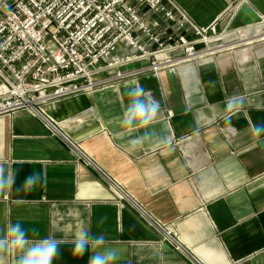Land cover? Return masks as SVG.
<instances>
[{"label":"crops","instance_id":"crops-1","mask_svg":"<svg viewBox=\"0 0 264 264\" xmlns=\"http://www.w3.org/2000/svg\"><path fill=\"white\" fill-rule=\"evenodd\" d=\"M176 2L198 27L217 24L225 47L193 69L139 79L161 103L148 131L153 141L167 137L166 146L145 141L129 151L145 130L116 135L134 82L48 105L43 116L57 135L81 143L184 251L129 203L118 204L105 177L24 113L0 120V168L17 173L12 189L0 192V234L20 220L29 238L62 241L53 264H88L91 251L73 252L81 225L104 234L102 250L114 264H264V135L252 132L264 123V0ZM233 97L242 100L238 109L228 107ZM33 172L43 183L21 190ZM3 264L16 257L5 255Z\"/></svg>","mask_w":264,"mask_h":264},{"label":"built area","instance_id":"built-area-1","mask_svg":"<svg viewBox=\"0 0 264 264\" xmlns=\"http://www.w3.org/2000/svg\"><path fill=\"white\" fill-rule=\"evenodd\" d=\"M218 25L200 28L176 0H0V120L148 75L193 69L220 52ZM178 250L182 243L76 143L57 135Z\"/></svg>","mask_w":264,"mask_h":264},{"label":"clouds","instance_id":"clouds-1","mask_svg":"<svg viewBox=\"0 0 264 264\" xmlns=\"http://www.w3.org/2000/svg\"><path fill=\"white\" fill-rule=\"evenodd\" d=\"M128 102L124 106L122 116L119 120L122 131L117 136H132L133 133L145 130L144 135L130 139L128 150L134 151L143 146L145 141L154 143L156 147L166 146L169 143L167 137L156 136L155 141L152 137L154 132L148 130L157 122L161 111V103L150 89H146L139 82H135L127 91ZM242 106V100L233 97L228 101L229 109H238ZM252 132L255 136L264 135V123L253 124ZM17 173L14 169H9L7 173L0 168V192L12 187L16 183ZM42 173L33 172L23 180L21 190L26 192L33 191L43 183ZM104 223V219L99 221ZM62 241L51 236L31 239L27 230L22 226L20 220L9 223L3 234H0V264H3L5 255L16 257V264H53L59 256V245ZM105 243L104 234L94 235L90 229L81 225L75 233L73 252L83 256L91 251L88 264H114L115 255L103 251Z\"/></svg>","mask_w":264,"mask_h":264},{"label":"bare ground","instance_id":"bare-ground-1","mask_svg":"<svg viewBox=\"0 0 264 264\" xmlns=\"http://www.w3.org/2000/svg\"><path fill=\"white\" fill-rule=\"evenodd\" d=\"M246 34H247V33H246ZM247 35H248V34H247ZM247 35H246V36H247ZM212 53H213V54L217 53V50L213 51ZM208 59H209V58H208ZM208 59H207V60H208ZM207 60H206V61H207ZM203 62H205V61H203ZM203 62H202V63H203ZM193 67H194V66H193ZM183 71H184V70H183ZM89 95H91V94H89ZM87 96H88V95H87ZM46 111H48V110H47V109H45V111L43 110V114H45ZM45 115H46V114H45Z\"/></svg>","mask_w":264,"mask_h":264},{"label":"rangeland","instance_id":"rangeland-1","mask_svg":"<svg viewBox=\"0 0 264 264\" xmlns=\"http://www.w3.org/2000/svg\"><path fill=\"white\" fill-rule=\"evenodd\" d=\"M214 56H215V55H214ZM214 56L210 57L209 59H213ZM198 65H199V64H195V65H194V68L197 67Z\"/></svg>","mask_w":264,"mask_h":264}]
</instances>
